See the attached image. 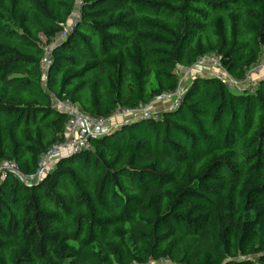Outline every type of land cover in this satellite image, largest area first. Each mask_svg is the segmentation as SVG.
<instances>
[{
    "label": "trees",
    "instance_id": "trees-1",
    "mask_svg": "<svg viewBox=\"0 0 264 264\" xmlns=\"http://www.w3.org/2000/svg\"><path fill=\"white\" fill-rule=\"evenodd\" d=\"M212 53L253 83L181 87ZM262 57L264 0H0V264H264ZM165 94L41 166L53 96L109 117Z\"/></svg>",
    "mask_w": 264,
    "mask_h": 264
},
{
    "label": "built area",
    "instance_id": "built-area-1",
    "mask_svg": "<svg viewBox=\"0 0 264 264\" xmlns=\"http://www.w3.org/2000/svg\"><path fill=\"white\" fill-rule=\"evenodd\" d=\"M71 17L73 19L78 18L77 11H74ZM64 34L65 32L61 33L58 38L60 39L64 36ZM50 49H52L51 46L48 47L49 51ZM201 61H209L214 67L222 68L220 57L216 53L203 55L201 57ZM49 64L50 60L47 59L44 64L45 69L49 67ZM261 67H264V57H262L259 65L254 67V69L258 70ZM168 95L170 94L162 95L156 98V100ZM156 100L152 101L149 104L141 105L140 107L135 109L119 107L111 116L101 117L84 111L77 103H74L69 99H60L56 96H53L52 106L59 112L66 114L69 117V121L66 124V137L63 140H60L55 143L48 150V152L44 154L41 161V166L54 162L63 154L75 152L81 149H91V138H95L98 135L102 134L104 132V128L110 120L114 119V117H117L121 114H128L137 111L142 112L143 116H148L151 114V112H153L151 108ZM175 103L178 104V101ZM9 166L13 168V170H18L17 166L15 165Z\"/></svg>",
    "mask_w": 264,
    "mask_h": 264
},
{
    "label": "rangeland",
    "instance_id": "rangeland-1",
    "mask_svg": "<svg viewBox=\"0 0 264 264\" xmlns=\"http://www.w3.org/2000/svg\"><path fill=\"white\" fill-rule=\"evenodd\" d=\"M200 62H197L194 66L184 69L180 68L179 73L181 76V80L183 83L181 84V87H185L186 84H188L194 77H196L198 74H218L221 75L223 78H226L228 81L232 82L235 86H241V85H251L253 82L250 81L251 72L249 71L246 75V79H235L231 77L226 71H224L223 68H216L210 63L209 61H201V58L199 59ZM189 70V71H188ZM188 71V72H187ZM259 71H262L261 69H256L255 73L256 75L259 73ZM178 96L176 95H168L163 98H160L156 100L152 106V110L154 112L157 111V106L164 105L165 103L171 104L176 102ZM156 107V108H155ZM142 112H131L128 114H121L117 117H114V119L110 120L109 123L104 128V132H107L108 130L118 127L122 123H126L130 121L131 119L142 117Z\"/></svg>",
    "mask_w": 264,
    "mask_h": 264
},
{
    "label": "crops",
    "instance_id": "crops-1",
    "mask_svg": "<svg viewBox=\"0 0 264 264\" xmlns=\"http://www.w3.org/2000/svg\"><path fill=\"white\" fill-rule=\"evenodd\" d=\"M168 105H170V104L165 103L164 105H161V106L158 105L157 108H156V107H155V108L157 109V111H162V110H163L164 108H166Z\"/></svg>",
    "mask_w": 264,
    "mask_h": 264
}]
</instances>
